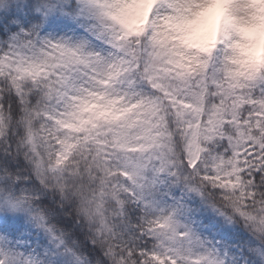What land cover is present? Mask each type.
Instances as JSON below:
<instances>
[{
    "label": "snow or ice",
    "instance_id": "1",
    "mask_svg": "<svg viewBox=\"0 0 264 264\" xmlns=\"http://www.w3.org/2000/svg\"><path fill=\"white\" fill-rule=\"evenodd\" d=\"M0 264H264V0H0Z\"/></svg>",
    "mask_w": 264,
    "mask_h": 264
}]
</instances>
